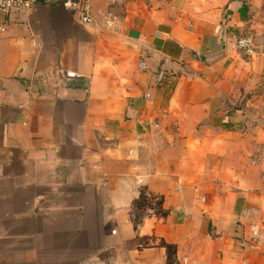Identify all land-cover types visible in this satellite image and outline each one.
Returning <instances> with one entry per match:
<instances>
[{
    "label": "crops",
    "instance_id": "crops-1",
    "mask_svg": "<svg viewBox=\"0 0 264 264\" xmlns=\"http://www.w3.org/2000/svg\"><path fill=\"white\" fill-rule=\"evenodd\" d=\"M91 16L39 0L0 32V264H264V0Z\"/></svg>",
    "mask_w": 264,
    "mask_h": 264
},
{
    "label": "built area",
    "instance_id": "built-area-1",
    "mask_svg": "<svg viewBox=\"0 0 264 264\" xmlns=\"http://www.w3.org/2000/svg\"><path fill=\"white\" fill-rule=\"evenodd\" d=\"M39 0H0V32L7 25V18L13 13L24 9L32 8ZM63 7L64 10L78 16L83 25H90L93 22L91 16L92 0H53ZM230 47L235 51L251 58L257 52L255 39L252 36H234L231 38ZM68 79H75L78 76L74 73H67ZM161 79V77H160ZM255 232V237H257Z\"/></svg>",
    "mask_w": 264,
    "mask_h": 264
},
{
    "label": "rangeland",
    "instance_id": "rangeland-1",
    "mask_svg": "<svg viewBox=\"0 0 264 264\" xmlns=\"http://www.w3.org/2000/svg\"><path fill=\"white\" fill-rule=\"evenodd\" d=\"M254 111V114L248 115L249 121H253L254 123H256V125L260 126L262 130H264V106L262 100L259 99L258 101H256ZM258 132L259 130L254 129L253 131H251V134L257 136Z\"/></svg>",
    "mask_w": 264,
    "mask_h": 264
}]
</instances>
